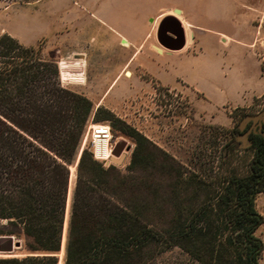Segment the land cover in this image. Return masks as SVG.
I'll return each mask as SVG.
<instances>
[{
    "label": "trees",
    "instance_id": "obj_1",
    "mask_svg": "<svg viewBox=\"0 0 264 264\" xmlns=\"http://www.w3.org/2000/svg\"><path fill=\"white\" fill-rule=\"evenodd\" d=\"M167 19L176 21L164 17L158 39L180 48L182 40L163 39ZM59 75L39 48L0 35V218L27 251L0 264L58 263L74 164L62 264H147L171 247L198 264H260L264 244L255 232L264 217L255 198L264 191V137L254 136L245 169L225 156L216 171H191L110 111L94 112ZM100 113L134 141L125 172L81 148Z\"/></svg>",
    "mask_w": 264,
    "mask_h": 264
},
{
    "label": "rangeland",
    "instance_id": "obj_2",
    "mask_svg": "<svg viewBox=\"0 0 264 264\" xmlns=\"http://www.w3.org/2000/svg\"><path fill=\"white\" fill-rule=\"evenodd\" d=\"M114 1L103 0L102 5L107 6L113 4ZM72 2L67 0H0V35L6 33L13 37L17 34L21 26L20 20L26 19L27 21L28 8L31 6L36 21L31 22L30 29L22 30L23 33L31 36L32 39L35 36L31 46L39 48L44 58L53 59L57 66L61 60H64L68 63V71L81 74L83 77L81 82L66 83L60 79V75L59 80L62 86L87 97L93 104L94 112L97 108L110 111L124 124L140 132L191 171L198 173H209L211 169L216 171L225 156L233 157L232 166L245 169L254 150L252 147H247L246 134L239 133V130L243 129L241 124L247 116L259 115L262 112L264 94L242 107L223 104L224 100L229 103L235 102L237 98L235 91H240L244 87L241 77L235 74L225 79L219 71L191 72L185 68L186 65H181L184 74L192 82H198L208 92L210 103L202 94H196L187 88L180 79L177 81V87L172 88L161 85L142 68L136 67L137 63L119 69L128 52L119 42H114L109 38L100 39L99 48L94 50L93 41L84 38V31L78 26L74 28V23H68L79 17L75 13L78 7ZM170 3L171 0H154V10ZM231 18L230 14L224 12L207 14L202 12L200 15L199 23L208 32L206 45L210 54L219 55L224 51L218 39L220 32L228 33L232 30ZM239 20L246 26L252 43L251 48L260 62L261 73L264 77V7L259 13L239 15ZM189 38L187 34L188 43ZM233 47L236 50L235 57L238 58V55L242 54L241 48L237 45ZM75 61H79L78 65L74 63ZM117 71H121L124 79L128 81L129 87L124 90L120 88L122 80L117 81L113 87L108 89ZM168 78L170 76L164 77V79ZM103 116L102 113L91 116L84 132L81 148L90 149V143L86 137L90 124L109 125L116 162L115 166L112 164L110 166L125 172L134 141L113 128L109 120L102 119ZM251 124L250 120L247 121L244 128H253L255 124L253 123L252 126ZM228 142L232 145L230 153L225 152ZM118 146L119 149L116 152ZM71 167L73 170L70 169L69 176L72 177V190L75 166ZM69 205L70 199L66 202L65 208L64 239H66ZM255 207L264 217V191L256 195ZM6 226L7 219L0 218V237L11 236L13 241H18L20 245L8 250L0 242V258L25 256L27 251L24 248L23 237L19 233L5 234L3 231ZM255 234L264 244V222L256 229ZM147 264L198 263L180 248L171 247L155 254ZM260 264H264V249L261 253Z\"/></svg>",
    "mask_w": 264,
    "mask_h": 264
},
{
    "label": "crops",
    "instance_id": "obj_3",
    "mask_svg": "<svg viewBox=\"0 0 264 264\" xmlns=\"http://www.w3.org/2000/svg\"><path fill=\"white\" fill-rule=\"evenodd\" d=\"M72 3L78 7L75 13L79 17L68 23H74V28L78 26L84 31V38L93 41L94 50L99 48L100 39L109 38L119 42L128 52L119 69L137 63L136 67L142 68L161 85L172 88L177 87V81L180 79L187 88L196 94H202L210 103L208 92L198 82H192L184 74L181 65H186L185 68L191 72L219 71L225 79L235 74L241 77L244 87L240 91H235L237 94L235 102L229 103L224 100L223 104L242 107L264 94V77L260 62L251 48L252 43L246 26L239 20V15L261 12L264 7L263 0H171L169 5L158 7L156 10H154V0H115L113 4L107 6L102 5L103 0H78ZM33 11L30 6L27 21L20 20V30L13 35L25 47L31 46L35 40V36L32 39L22 31L30 29L31 22L35 23L36 17ZM202 12L204 14L224 12L232 16V30L228 33L220 32L218 41L224 51L219 55L210 54L207 50L206 34L208 32L199 23ZM166 16H172L178 22L182 35L180 48L174 49L160 44L158 30L161 20ZM67 18L68 15L66 20ZM164 33L172 37L176 36L169 29H166ZM187 34L190 37L189 43ZM122 40H125L127 45H123ZM178 43L175 42L174 45ZM235 45L241 48L242 54L238 55V58L235 57L236 50L233 47ZM165 76L170 78L164 79ZM119 80H122L120 87L122 90L129 87L121 71H117L108 89ZM71 187L72 177L69 176L67 201L71 196Z\"/></svg>",
    "mask_w": 264,
    "mask_h": 264
},
{
    "label": "built area",
    "instance_id": "obj_4",
    "mask_svg": "<svg viewBox=\"0 0 264 264\" xmlns=\"http://www.w3.org/2000/svg\"><path fill=\"white\" fill-rule=\"evenodd\" d=\"M86 137L89 140V150L93 158L101 162L104 167H108L111 164L115 166L114 144L111 140L112 135L109 125L102 123L90 124Z\"/></svg>",
    "mask_w": 264,
    "mask_h": 264
},
{
    "label": "flooded vegetation",
    "instance_id": "obj_5",
    "mask_svg": "<svg viewBox=\"0 0 264 264\" xmlns=\"http://www.w3.org/2000/svg\"><path fill=\"white\" fill-rule=\"evenodd\" d=\"M166 29H169L175 33V37L168 38L166 37V34L163 32V39H165L168 42H179L182 40V35H181V30L178 25V23L172 19H167L163 22V30L165 31ZM262 114L263 118L258 121H253L250 119L251 123L255 124L254 127H250V129H247L246 127L242 130H239V133L241 134H246V139H247V147H252L253 146V138L255 135H260L264 137V109L260 113ZM249 121V120H248ZM251 124V126H252Z\"/></svg>",
    "mask_w": 264,
    "mask_h": 264
},
{
    "label": "bare ground",
    "instance_id": "obj_6",
    "mask_svg": "<svg viewBox=\"0 0 264 264\" xmlns=\"http://www.w3.org/2000/svg\"><path fill=\"white\" fill-rule=\"evenodd\" d=\"M122 44L127 45L125 40H122ZM75 59L76 58H74V60ZM78 62L79 61H75L74 63L78 65ZM80 62H82V60H80ZM58 67H59L60 79L62 81H66V83H67V82H81L83 80V77L81 76L80 73H72V72L68 71V68H69L68 63H66L64 60H61L58 63ZM74 166H75V164H74ZM70 169L73 170V167L70 166ZM66 221H67V219H66ZM61 244L63 247V245H64V237L63 236H62V243ZM57 264H62V251H60V253L58 255V263Z\"/></svg>",
    "mask_w": 264,
    "mask_h": 264
},
{
    "label": "water",
    "instance_id": "obj_7",
    "mask_svg": "<svg viewBox=\"0 0 264 264\" xmlns=\"http://www.w3.org/2000/svg\"><path fill=\"white\" fill-rule=\"evenodd\" d=\"M161 45L165 46L164 44H162L160 42ZM166 47V46H165ZM263 118L262 114H259V115H255V116H247L246 119L242 122L241 124V127H244L245 126V123L248 121V120H253V121H258V120H261ZM119 149V146L116 147V152L118 151ZM0 242L2 243V245H4V247H6L8 250L12 249L14 246H19L20 243L18 241H13V238L11 236H8V237H1L0 239ZM64 245H65V239H64ZM64 245L62 247V244H61V247H60V250L55 254L56 257L58 258V255L60 253V251H62V257H63V254H64Z\"/></svg>",
    "mask_w": 264,
    "mask_h": 264
}]
</instances>
